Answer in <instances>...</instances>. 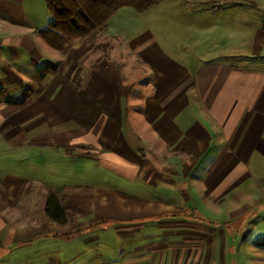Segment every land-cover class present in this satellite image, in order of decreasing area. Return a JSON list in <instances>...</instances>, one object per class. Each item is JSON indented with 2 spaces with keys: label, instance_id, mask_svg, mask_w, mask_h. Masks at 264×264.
I'll return each instance as SVG.
<instances>
[{
  "label": "crops",
  "instance_id": "crops-1",
  "mask_svg": "<svg viewBox=\"0 0 264 264\" xmlns=\"http://www.w3.org/2000/svg\"><path fill=\"white\" fill-rule=\"evenodd\" d=\"M42 2L0 0V154L16 148L22 159L27 148L37 167L44 149L62 173L89 168L113 175L112 185L33 188L23 199L43 212L26 214L8 205L27 179L5 173L13 196L0 210V259L228 264L229 224L264 206V66L216 60L188 69L146 34L114 51L109 20L56 51L38 32L50 21L39 19ZM263 23L237 43L258 59ZM50 191L73 221L45 215Z\"/></svg>",
  "mask_w": 264,
  "mask_h": 264
},
{
  "label": "rangeland",
  "instance_id": "rangeland-1",
  "mask_svg": "<svg viewBox=\"0 0 264 264\" xmlns=\"http://www.w3.org/2000/svg\"><path fill=\"white\" fill-rule=\"evenodd\" d=\"M43 4L42 2L40 5L39 19L46 18L49 21L51 15ZM263 18L264 0H163L142 13L132 7L121 8L107 22L106 32L114 51L126 47L129 39L146 34L162 47L165 54L188 69L216 60L256 68L264 66V56L260 59L248 56L247 51L251 47L238 46L237 43L242 34L252 33L254 28H258ZM90 42H95V38ZM96 46L104 52L107 50V45ZM58 116L55 117L58 119ZM15 150L16 148H8L4 150V154H0V210L7 208L3 205L7 201L11 202L12 199L8 198L13 196L5 191L6 185L1 182L5 173L23 178L21 183L27 179L24 191L19 194L18 204L8 205L10 210L23 209L26 214L43 212L44 206H27L28 203L23 199L25 193L33 188L36 193L43 195V191L51 189L57 192L69 182L96 187L112 185L113 175L99 173L98 177L89 168L85 173L76 174L78 169L74 165L66 173H62L56 168L57 163H54L59 159L53 155L47 156L44 149H39L40 165L37 167L31 165L29 149H20L26 155L22 159L16 158ZM18 160L22 163L17 165ZM263 207L253 206L243 218L229 224V245L224 259L226 263L264 264ZM85 212L94 215L91 211ZM90 218L91 215L84 219ZM15 254L2 257L0 264H22L23 260H16Z\"/></svg>",
  "mask_w": 264,
  "mask_h": 264
},
{
  "label": "trees",
  "instance_id": "trees-1",
  "mask_svg": "<svg viewBox=\"0 0 264 264\" xmlns=\"http://www.w3.org/2000/svg\"><path fill=\"white\" fill-rule=\"evenodd\" d=\"M162 1L45 0L51 20L46 28L38 32L46 45L56 51H64L74 41L92 37L97 28L104 25L121 8L132 7L142 13ZM73 80L79 84L78 71L75 72ZM45 202V215L50 220L64 225L74 220V215L61 204L59 197L51 191L47 194ZM90 228L92 225L87 226L85 230Z\"/></svg>",
  "mask_w": 264,
  "mask_h": 264
}]
</instances>
